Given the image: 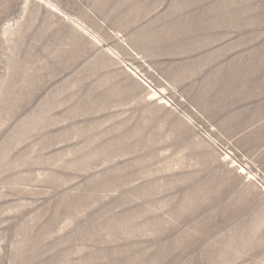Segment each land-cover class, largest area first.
<instances>
[{
  "label": "rangeland",
  "instance_id": "374dc122",
  "mask_svg": "<svg viewBox=\"0 0 264 264\" xmlns=\"http://www.w3.org/2000/svg\"><path fill=\"white\" fill-rule=\"evenodd\" d=\"M260 32L264 0H0V264H264V74L213 84Z\"/></svg>",
  "mask_w": 264,
  "mask_h": 264
},
{
  "label": "crops",
  "instance_id": "0c3cea01",
  "mask_svg": "<svg viewBox=\"0 0 264 264\" xmlns=\"http://www.w3.org/2000/svg\"><path fill=\"white\" fill-rule=\"evenodd\" d=\"M251 9H252V6L248 7L246 5H244L242 8H239L241 12H238V16L236 17H240L242 19L243 24L239 26L238 25L235 26L233 30H237L238 28L240 30L244 29L245 31L249 32L251 28H253L254 23H253V18L251 17ZM228 20L231 21L230 24H233V25H234V22L237 21L236 18L232 16L231 14L228 15L227 21ZM259 20H261V17L259 18ZM255 25H257L256 22H255ZM229 27L232 28V25H229ZM218 29H219V26H218ZM175 32H172L171 35H172V38H174L173 41L178 42L179 38H176L178 33H175ZM167 34L168 32H166V35ZM181 34H184V33H181ZM192 43L193 44L198 43V45L201 44L204 46L205 39L202 41H197V42H192ZM177 44L178 43H175L172 45H177ZM246 44L247 45L249 44L247 48H238L237 54L235 55L236 57H232L230 59L231 63H229V65H231V67L228 68L227 64L224 66L223 62H221L223 65L220 63L221 66L217 69L218 72H216L213 75L216 80L215 83H213L214 85H217V86L223 85L224 87L225 83H228V81H233V82L237 81V83L245 82V84H251L254 81L256 83L257 73L264 74V32H260L256 36H251L249 40L247 39ZM232 47L233 45L231 44L229 48L233 49ZM204 49H205L204 47L200 48V50H202V53H204L203 56L206 58L209 52L212 51L210 54H216L217 52V48L214 51L213 50L209 51L208 53L206 50L204 51ZM199 57L200 59H202V55ZM191 61L192 59H186L185 63L184 61H182L181 63V61L179 62L178 59L174 58L173 63H168L169 72L174 75L175 85H180L188 81L189 76L187 74V70H189V67L192 66ZM194 74L196 73L194 72ZM194 74H192V76H194ZM186 84L188 86H193V87L203 85L200 80L195 83L193 82L192 84L190 83V81H188ZM191 92L193 93L201 92V95L204 96V94L202 93L203 91L196 90L195 92L194 91H191ZM204 98L207 99L205 96ZM245 127H241L240 128L241 130L237 131L234 137L239 138L240 136H242V134L246 133V131H249V130H246ZM261 150H264V146H261Z\"/></svg>",
  "mask_w": 264,
  "mask_h": 264
}]
</instances>
